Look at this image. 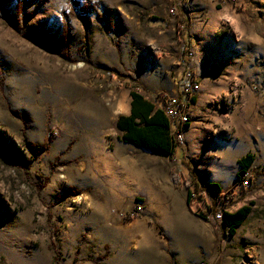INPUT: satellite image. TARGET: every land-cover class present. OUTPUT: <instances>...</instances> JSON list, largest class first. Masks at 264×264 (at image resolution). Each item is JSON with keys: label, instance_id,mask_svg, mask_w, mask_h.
I'll return each mask as SVG.
<instances>
[{"label": "rangeland", "instance_id": "374dc122", "mask_svg": "<svg viewBox=\"0 0 264 264\" xmlns=\"http://www.w3.org/2000/svg\"><path fill=\"white\" fill-rule=\"evenodd\" d=\"M19 1L0 13V264H264V0H228L233 18L227 0H35L16 17ZM184 71L200 99L180 114L190 124L175 159L125 143L130 91L173 100ZM27 142L46 144L30 169L7 158L31 157ZM181 149L233 190L231 211L252 206L234 235L187 203Z\"/></svg>", "mask_w": 264, "mask_h": 264}, {"label": "trees", "instance_id": "16d2710c", "mask_svg": "<svg viewBox=\"0 0 264 264\" xmlns=\"http://www.w3.org/2000/svg\"><path fill=\"white\" fill-rule=\"evenodd\" d=\"M34 1L35 0H20L16 8V17L25 14L26 7L32 5ZM91 8L92 5L90 1H86L83 4V10L90 11ZM2 11H5L4 0H0V13ZM30 15L31 14L25 15L24 19L29 18ZM69 31L70 26L66 23L63 34L68 35ZM183 36V41L187 44L186 46L191 47L193 43L191 36L186 33H184ZM27 37L47 47L52 52L63 53L62 41H55L50 44L47 39L42 36L29 34ZM61 38H64V35ZM185 73H183L179 79L177 96L174 100H168L164 96H156L155 100H151L137 90L133 89L130 91V112L128 114H121L117 120V127L122 132L121 138L125 143L134 144L138 147L148 149L154 154L175 159L176 152L180 147L174 141L172 134L180 127V124L176 116L171 118L165 108L171 106L175 110L180 109L181 114L188 105L196 103L197 97L187 90L189 82L185 79ZM187 101H189V103ZM184 106H186V108H184ZM189 124L190 122H187V125ZM27 147L32 152L31 157H27L17 149L7 154V158L17 161L21 163L22 166L30 169L38 154L46 149V144L37 146L32 142H27ZM181 151L179 161L182 165L186 166L189 174V183H187L186 186L187 203L193 210L195 203L198 206L203 203L205 208L197 210L196 213L204 219H210L211 215H215L221 210V224L225 234L234 235L237 227L242 225L252 212V206L245 204L237 210L231 211L226 206V201L233 195V190L230 189L223 192L219 182L212 181L207 183L198 175L196 168L185 159V152L182 149ZM254 161L255 155L252 152H247L238 158L237 162L240 166L239 171L236 173L238 183L242 184L245 181V174L253 166ZM171 179L177 184L178 175L173 174ZM206 196L211 199V202L207 200ZM134 210H136V208H134ZM133 215L134 211L127 210L124 216L130 219ZM52 246L55 251V260L58 261L61 253L53 244Z\"/></svg>", "mask_w": 264, "mask_h": 264}, {"label": "built area", "instance_id": "2783aa9c", "mask_svg": "<svg viewBox=\"0 0 264 264\" xmlns=\"http://www.w3.org/2000/svg\"><path fill=\"white\" fill-rule=\"evenodd\" d=\"M174 99H176V97ZM187 102L189 103V101H187ZM184 108H186V106H184ZM165 110H166V112H170V117L171 118H173L174 116H176V118L178 119V122L180 124V127L176 131H174L172 135H173L174 141L180 147V146H182V145L185 144L184 128H185V124H187V122H189V121H182L181 120V118H180V109L179 110H175L173 107L167 106L165 108ZM216 215H217L218 218H222V212H221V210L219 212H217Z\"/></svg>", "mask_w": 264, "mask_h": 264}, {"label": "crops", "instance_id": "0c3cea01", "mask_svg": "<svg viewBox=\"0 0 264 264\" xmlns=\"http://www.w3.org/2000/svg\"><path fill=\"white\" fill-rule=\"evenodd\" d=\"M223 9V14L225 17H230L233 18L234 16L238 15V13H240L241 10L236 9V7L233 6V4L230 1H226L224 6L222 7ZM188 70H190V68H188ZM185 72V71H184ZM191 92L197 97V101L200 99V92H196L194 91V89H191ZM196 101V102H197ZM195 104H191V108L194 106ZM130 112V111H129ZM128 114V113H127ZM240 166L238 165V169L236 170V173L239 171ZM252 170V167L246 172L249 173ZM172 181V180H171ZM173 182V181H172ZM175 184V185H174ZM173 186H170V190H171V194L176 195L178 194V192L180 191V188L176 185V183L173 182L172 184ZM188 263V262H185ZM46 264H49V262H47ZM190 264V263H189Z\"/></svg>", "mask_w": 264, "mask_h": 264}, {"label": "bare ground", "instance_id": "6f19581e", "mask_svg": "<svg viewBox=\"0 0 264 264\" xmlns=\"http://www.w3.org/2000/svg\"><path fill=\"white\" fill-rule=\"evenodd\" d=\"M185 139V138H184Z\"/></svg>", "mask_w": 264, "mask_h": 264}]
</instances>
